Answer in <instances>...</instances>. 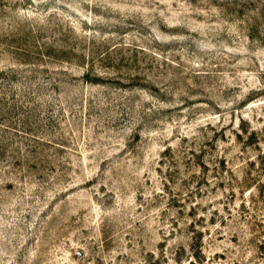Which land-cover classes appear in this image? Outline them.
I'll return each instance as SVG.
<instances>
[{"label": "rangeland", "instance_id": "rangeland-1", "mask_svg": "<svg viewBox=\"0 0 264 264\" xmlns=\"http://www.w3.org/2000/svg\"><path fill=\"white\" fill-rule=\"evenodd\" d=\"M0 264H264V0H0Z\"/></svg>", "mask_w": 264, "mask_h": 264}]
</instances>
